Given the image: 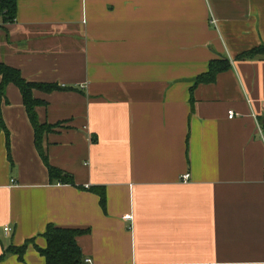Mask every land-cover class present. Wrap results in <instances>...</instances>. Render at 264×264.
<instances>
[{
  "label": "crops",
  "instance_id": "0c3cea01",
  "mask_svg": "<svg viewBox=\"0 0 264 264\" xmlns=\"http://www.w3.org/2000/svg\"><path fill=\"white\" fill-rule=\"evenodd\" d=\"M16 3L0 63L64 87L33 94L54 126L49 162L76 185L50 182L10 84L0 255L30 244L3 264H47L37 246L51 224L89 230L82 264H264V55L238 59L264 45V0ZM215 60L231 68L197 83Z\"/></svg>",
  "mask_w": 264,
  "mask_h": 264
},
{
  "label": "trees",
  "instance_id": "16d2710c",
  "mask_svg": "<svg viewBox=\"0 0 264 264\" xmlns=\"http://www.w3.org/2000/svg\"><path fill=\"white\" fill-rule=\"evenodd\" d=\"M16 0H0V26L4 28L6 24L15 23L17 14ZM264 55V45L258 47L257 49L243 53L238 59H255L258 56ZM231 68V62L228 60H215L211 63L209 72L203 74L198 78L197 83H213L219 73L228 71ZM0 78L2 82L0 83V131H5L7 135V146L10 155V133L7 125L4 122L2 116V105L7 104L8 98L6 95V89L10 84L18 86L23 95L24 106L27 110L31 125L34 126L35 130V140L36 148L39 154L43 157L45 165L49 170L50 182H58L61 184H71L74 183V177L67 172H63L60 169L55 168L49 162L48 156L44 149V136L54 129L51 125H42L39 123L38 114L36 107L41 105L42 102L34 97L33 91L38 90L44 93L52 91H62L64 87H60L58 84L54 83H36L28 82L22 77L21 71L0 63ZM11 157V155H10ZM12 159V158H11ZM102 206L106 205V198L103 193H101ZM47 232L44 234V238L47 241V248L42 249L37 246L38 251L46 260L47 264H82V252L79 244H77V238L83 234L89 232V230H77L70 228H59L54 225H49L47 227ZM30 242L25 243L21 248L12 246L5 254L0 255V264H3L4 259L8 253L17 255L19 260L22 261L24 255L29 247Z\"/></svg>",
  "mask_w": 264,
  "mask_h": 264
},
{
  "label": "built area",
  "instance_id": "2783aa9c",
  "mask_svg": "<svg viewBox=\"0 0 264 264\" xmlns=\"http://www.w3.org/2000/svg\"><path fill=\"white\" fill-rule=\"evenodd\" d=\"M235 116H236V113H235L234 111H230V112H229V117H230V118H234ZM189 178H190V175L187 174L186 176L183 177V181H185V183H186V182H188L187 180H188ZM132 218H133L132 215H127L125 219L132 220ZM8 230H9V228H6V229H5V231H8ZM89 262H91V261L89 260Z\"/></svg>",
  "mask_w": 264,
  "mask_h": 264
},
{
  "label": "rangeland",
  "instance_id": "374dc122",
  "mask_svg": "<svg viewBox=\"0 0 264 264\" xmlns=\"http://www.w3.org/2000/svg\"><path fill=\"white\" fill-rule=\"evenodd\" d=\"M2 34V33H1ZM1 36H3V35H1Z\"/></svg>",
  "mask_w": 264,
  "mask_h": 264
}]
</instances>
